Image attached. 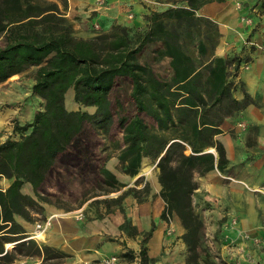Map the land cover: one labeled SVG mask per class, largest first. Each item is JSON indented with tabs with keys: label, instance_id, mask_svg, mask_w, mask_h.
Here are the masks:
<instances>
[{
	"label": "trees",
	"instance_id": "1",
	"mask_svg": "<svg viewBox=\"0 0 264 264\" xmlns=\"http://www.w3.org/2000/svg\"><path fill=\"white\" fill-rule=\"evenodd\" d=\"M168 1L171 5L166 9L146 14L143 27L117 23L85 37L66 14L67 0H0V83L36 66L31 93L43 101L42 111L31 121L14 122L18 138L7 137L0 143V264H13L19 256L31 258L27 264H61L60 259L71 256L27 238L19 218L32 221L34 211L42 208L41 202L47 199L41 188L49 173L87 124L109 133L117 121L123 129V143L118 146L122 171L136 176L146 157L157 163L160 196L165 201L161 216L165 220L174 214L179 217L186 263H201L203 221L193 202L200 188L195 173L226 170L229 160L216 136L225 119L249 103L246 92L242 99L235 97L237 87L230 76L236 77L252 57L216 54L221 37L218 24L197 13L215 0ZM152 43L159 44L160 56L170 57L169 79L160 78L139 59ZM119 77L132 81L136 113L116 120L110 93ZM71 88L76 103L95 110L68 109L65 98ZM144 114L154 120L153 126ZM101 172L113 187L104 194L126 186L105 166ZM4 178L9 181L6 187ZM25 183L31 184L34 195L23 191ZM149 190L148 183L144 188L129 186L101 202L107 213L125 212L127 196L142 201ZM120 228L129 235L138 233L127 217ZM151 231L144 235L138 254L127 250L121 257H140L141 264H148L145 244ZM13 242V248H7Z\"/></svg>",
	"mask_w": 264,
	"mask_h": 264
},
{
	"label": "crops",
	"instance_id": "2",
	"mask_svg": "<svg viewBox=\"0 0 264 264\" xmlns=\"http://www.w3.org/2000/svg\"><path fill=\"white\" fill-rule=\"evenodd\" d=\"M67 1L66 14L77 23L78 34L85 37L93 35L98 29L108 31L117 23L143 27L150 10H164L171 5L168 0ZM246 1L250 0H215L197 11L218 24L221 37L217 55L226 57L229 53L239 52L247 42L253 45L260 36L262 27L248 25L251 18L247 14L251 16V12L248 7H242ZM249 52L252 60L246 64L249 65L247 68L239 70L236 81L242 88L237 87L235 93L236 98L242 99L246 92L250 97L249 103L232 112L222 123V132L216 136L229 160L226 174L215 168L199 176L200 186L219 202L225 203L229 213L244 214L241 224L258 221L259 207H264V194L254 193L264 191V54H256L251 48ZM240 120L247 124L245 129L239 127L240 122L236 123ZM5 139L1 136L0 143ZM210 151L216 153L214 148ZM155 173L156 182L149 190L152 194L145 195L140 202L134 199L123 204L125 212L117 209L105 216L90 218L81 216V212L72 214L46 207V217L54 215L47 243L70 254L73 261L101 264L104 259L119 255L120 259L113 264H141L140 257L128 260L121 256L127 250L138 254L144 235L152 230L145 244L148 264H187L183 250L185 242L180 237L183 231L176 217L172 221L177 227L176 236L166 232L169 224L161 216L165 201L160 196L158 170ZM143 175L144 172H141ZM22 189L34 195L30 183H25ZM125 217L137 229L136 235H129L127 230L120 228ZM19 221L28 228L24 221ZM109 250L112 252L110 257Z\"/></svg>",
	"mask_w": 264,
	"mask_h": 264
},
{
	"label": "rangeland",
	"instance_id": "3",
	"mask_svg": "<svg viewBox=\"0 0 264 264\" xmlns=\"http://www.w3.org/2000/svg\"><path fill=\"white\" fill-rule=\"evenodd\" d=\"M242 7H248L251 12V16L247 14L251 18L248 25L256 24L258 27H262L263 30H261L260 36L254 40L253 45L247 42L245 46L248 47L244 46L239 52L229 53L227 57H232L235 54L246 57L250 55L249 50L251 47H255L256 54L263 55L264 0L246 1V4H243ZM75 28L78 29L76 22ZM95 31L101 32L99 29ZM2 41L1 39L0 42ZM158 46L159 44L156 43L150 44L139 55V59L142 63L150 65L160 78L169 79L172 75L170 57L160 56L157 52ZM190 49L195 51L192 44H190ZM248 66L244 64L241 68H247ZM36 68V66H30L20 74L11 76L0 83V137L18 138L19 134L14 133L12 128L14 122L18 121L24 124L31 121L36 114L42 111V99L31 93ZM230 68L233 72L232 66ZM230 78L236 87L242 88L240 82L236 81V77L230 76ZM131 91V79L129 77H119L110 93L116 120L121 115L132 117L136 113V105L131 97ZM73 94L72 88L66 93L65 103L68 109L81 108L89 112L95 110V107L81 106L76 103ZM143 117L149 125L153 126L155 124L150 116L144 114ZM239 122V127L245 129L247 124L241 120L236 123ZM119 143H123V129L118 121L109 133L91 124L85 126L68 150L58 157L56 165L41 188V194L47 199V201L41 202L42 208L36 209L37 212L34 211L32 221L19 218L28 226L26 228L27 238L35 240L39 245L48 244L46 238L52 226L46 232L40 231L46 236L45 239H39L38 232L34 237L37 223H42L48 218L45 214L46 207L61 212H72V214L82 212L83 215L90 218L100 215L105 216L107 212L104 203L101 202L102 199L116 196L129 186L144 188L145 184L148 183L150 189H153L152 184L156 182V170L159 174L157 163L146 157L143 159L140 171L136 176L125 174L118 158ZM104 166L115 175L119 182L126 184L122 190L104 194L105 190L113 188L107 183L101 172V168ZM141 172H144L143 176H141ZM222 173L226 174V171ZM195 175L200 185L199 176L201 174L196 172ZM7 184L8 180L4 178L2 185L6 186ZM257 192L264 194L262 190L254 191V193ZM147 194H152V192H144L143 199ZM134 199H136L134 196L129 195L123 200V204H127ZM193 202L203 221L200 231V264H212L203 260L207 258L214 264H264V207H259L261 213H258V217L256 216L258 221L241 224V219L245 218L244 214L229 213V207L225 203L219 202L201 186L194 194ZM112 208H115V205ZM254 213L256 214L255 210ZM174 217L179 220L184 233V227L176 214L171 215L166 220L169 224L166 232L168 235L175 234L176 236L177 227L175 222H172ZM178 238L179 236L175 240ZM14 243H8L7 248L12 249ZM183 250L187 257L186 244ZM107 253L110 257L112 252L109 250ZM115 257L117 259L109 264H113L120 259L119 255H115ZM31 261L32 259L29 257L19 256L13 264H27ZM60 262L61 264H87L83 261H73L71 256L60 259Z\"/></svg>",
	"mask_w": 264,
	"mask_h": 264
},
{
	"label": "built area",
	"instance_id": "4",
	"mask_svg": "<svg viewBox=\"0 0 264 264\" xmlns=\"http://www.w3.org/2000/svg\"><path fill=\"white\" fill-rule=\"evenodd\" d=\"M96 26H97V25H96ZM80 215H81V216L83 215L82 212L80 213ZM53 217H54V215H51V216H49L44 222H42V223H37V228H36V230L34 231V233H35V236H34V237H36L37 232H40V231H42V232H46V230H47L48 228L51 227L52 222H53ZM116 259H117V257H115V256H113V257H111V258H109V259H104V261L102 262V264H105V263H106V264H109V263L115 261Z\"/></svg>",
	"mask_w": 264,
	"mask_h": 264
},
{
	"label": "bare ground",
	"instance_id": "5",
	"mask_svg": "<svg viewBox=\"0 0 264 264\" xmlns=\"http://www.w3.org/2000/svg\"><path fill=\"white\" fill-rule=\"evenodd\" d=\"M12 76H16V74H15V75H12ZM156 235H157V233H156ZM37 236H38V238L41 239V240L46 238V236H45L44 233H42V232H38V235H37ZM162 236H163V235H162ZM161 239H162V238H161Z\"/></svg>",
	"mask_w": 264,
	"mask_h": 264
}]
</instances>
